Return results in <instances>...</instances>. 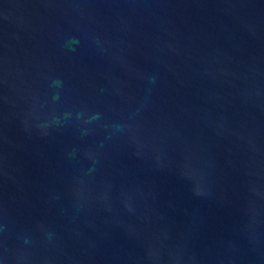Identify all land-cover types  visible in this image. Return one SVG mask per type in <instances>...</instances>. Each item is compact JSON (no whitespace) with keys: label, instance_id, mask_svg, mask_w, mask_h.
Returning <instances> with one entry per match:
<instances>
[{"label":"water","instance_id":"obj_1","mask_svg":"<svg viewBox=\"0 0 264 264\" xmlns=\"http://www.w3.org/2000/svg\"><path fill=\"white\" fill-rule=\"evenodd\" d=\"M0 264H264V0H0Z\"/></svg>","mask_w":264,"mask_h":264}]
</instances>
